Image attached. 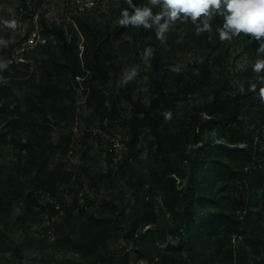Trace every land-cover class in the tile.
Here are the masks:
<instances>
[{"label":"rangeland","instance_id":"obj_1","mask_svg":"<svg viewBox=\"0 0 264 264\" xmlns=\"http://www.w3.org/2000/svg\"><path fill=\"white\" fill-rule=\"evenodd\" d=\"M78 1L97 10L82 14ZM132 4L160 10L148 0H0V21H17L15 30L0 23L12 46L0 47V73L19 72L0 97V264H264V103L259 84L249 90L252 66L264 59L259 42L244 34L221 41L223 17L214 15L211 32L197 36L191 21H178L161 43L154 28L118 25ZM78 18L107 41L103 76L72 79L60 56L76 40L83 58ZM148 46L155 52L145 61ZM133 68L138 75L124 83ZM48 82L56 90L44 97ZM235 99L239 125L208 124ZM32 102L42 111H30ZM227 147L250 148L252 158L231 159ZM183 195L197 217L189 237L177 235L171 211ZM47 203L60 209L39 211ZM217 212L236 228L212 233ZM248 214L261 217L256 241Z\"/></svg>","mask_w":264,"mask_h":264},{"label":"clouds","instance_id":"obj_2","mask_svg":"<svg viewBox=\"0 0 264 264\" xmlns=\"http://www.w3.org/2000/svg\"><path fill=\"white\" fill-rule=\"evenodd\" d=\"M153 7L160 10L153 13L152 8L148 6L131 5L132 12L122 9L118 25L121 27L143 28L145 30L155 29L156 38L164 43L166 33L169 32L179 21L181 23H191L195 26L197 36L211 32L210 21L214 15L223 17V24L217 28L221 41H230L233 37L241 34L251 36L252 40L259 42L258 54H264V0H148ZM6 28L15 30L17 21L2 20L0 21ZM183 31L176 43H183ZM147 39H151L148 37ZM251 40L249 41V43ZM7 42L0 37V44ZM155 49L151 46L145 47L142 58L147 61L154 55ZM4 63H0V69L5 68ZM253 71L257 74V83H252L249 90L256 92L258 84L259 97L264 103V59H257L252 66ZM170 71L179 74L181 68L172 66ZM138 75L135 68L126 73L124 83L131 81ZM0 82H5V78L0 76ZM165 118L169 119L171 113H164Z\"/></svg>","mask_w":264,"mask_h":264},{"label":"trees","instance_id":"obj_3","mask_svg":"<svg viewBox=\"0 0 264 264\" xmlns=\"http://www.w3.org/2000/svg\"><path fill=\"white\" fill-rule=\"evenodd\" d=\"M76 25L78 28V35L84 38V52L82 54L83 58L79 57V52L77 46L75 45L76 40L70 42L65 49H62L60 56L66 61V66L70 70V75L72 79L76 77L86 76L87 74H92L94 78L104 75V69L102 67V62L99 57L100 51H103L105 44L107 43L106 39L100 37L95 30V26L91 25L86 19L78 18L76 20ZM50 32V30H46ZM0 37H2L0 35ZM3 38V37H2ZM5 44L9 51L12 50V46L9 44V40H5ZM2 44H0V47ZM16 70L14 65H10L8 68L3 70L0 74L5 78V82H0V97L4 98L12 92L15 85L19 81V72ZM87 80V79H86ZM47 92L44 97L50 96L52 90H56V87L52 85L51 82H48ZM43 97V98H44ZM28 99V98H27ZM30 100V99H28ZM33 105L30 106V111L32 112H41L37 104L32 102ZM21 107V102L17 100L13 104V111ZM241 122V106L238 99H235L232 105L225 106L223 109L219 110L217 113L211 114V119L208 124L212 127H219L223 130L232 128L234 125H239ZM203 132L204 127H200ZM232 144L236 145L240 141V138L232 140ZM226 153L231 159H236L240 162H246L252 158L253 150L250 148H239V147H227ZM220 168L222 170L223 176L233 175V172L230 171V168L225 164L220 163ZM46 163L39 165L38 174L43 173L45 170ZM264 188V187H263ZM263 202H264V192H263ZM46 207H52L53 212L55 209H60L59 206H52L51 204H46L45 206L39 205V211H46ZM172 213L179 219L180 227L178 229L177 235L184 237H189L193 231H196V213L193 210V205L188 200L187 196H182L181 198H176L172 202L171 207ZM248 233L252 236L253 241L259 239L262 234L263 225L261 223V217L254 218L252 214H248L246 217ZM239 221L236 220L232 215L217 212L214 215L210 216L209 219V228L212 230V233H215L216 229L219 227L224 232H229L231 229H235ZM152 230H147V232Z\"/></svg>","mask_w":264,"mask_h":264},{"label":"built area","instance_id":"obj_4","mask_svg":"<svg viewBox=\"0 0 264 264\" xmlns=\"http://www.w3.org/2000/svg\"><path fill=\"white\" fill-rule=\"evenodd\" d=\"M78 9L82 14L91 13L97 10V4L95 1L82 2L78 1Z\"/></svg>","mask_w":264,"mask_h":264}]
</instances>
